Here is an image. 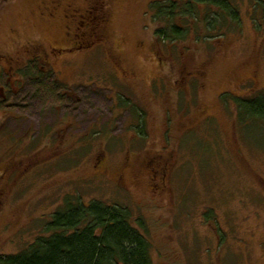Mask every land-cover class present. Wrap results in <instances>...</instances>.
I'll return each mask as SVG.
<instances>
[{
    "label": "rangeland",
    "instance_id": "rangeland-1",
    "mask_svg": "<svg viewBox=\"0 0 264 264\" xmlns=\"http://www.w3.org/2000/svg\"><path fill=\"white\" fill-rule=\"evenodd\" d=\"M164 1L188 0H0V257L79 196L127 210L151 264H264V121L233 100L264 93V0L175 42Z\"/></svg>",
    "mask_w": 264,
    "mask_h": 264
},
{
    "label": "trees",
    "instance_id": "trees-1",
    "mask_svg": "<svg viewBox=\"0 0 264 264\" xmlns=\"http://www.w3.org/2000/svg\"><path fill=\"white\" fill-rule=\"evenodd\" d=\"M198 3H206L201 16ZM154 19L164 20L156 35L162 41L183 39L188 29L178 26V17L186 27L189 21L202 22L207 31L220 36L239 25V11L227 0H188L158 2ZM240 121L253 118L264 121V93L253 98H233ZM129 213L122 207L101 201L85 204L79 196L66 198L64 206L53 214L47 225L49 235L38 237L17 254L0 257V264H151L149 244L129 224Z\"/></svg>",
    "mask_w": 264,
    "mask_h": 264
},
{
    "label": "flooded vegetation",
    "instance_id": "flooded-vegetation-1",
    "mask_svg": "<svg viewBox=\"0 0 264 264\" xmlns=\"http://www.w3.org/2000/svg\"><path fill=\"white\" fill-rule=\"evenodd\" d=\"M54 9H56V7L54 6L53 7V9L52 10H54ZM98 16H95V15H93V16H91V18L90 17H88L89 19H87V21H86V19H85V21H83V22H91V23H93V20H94V18L96 19ZM86 18V17H85ZM104 22H106V19L104 20V19H99L97 22H95L98 26V29L100 28V29H102L101 27H103V25H104ZM103 24V25H102ZM79 47V46H78ZM72 48H69V50H71ZM61 51H64V49H61ZM24 66H25V64L24 63H21V64H18V66L16 67V68H14V66L12 65V67L14 68H12L13 70L12 71H18V72H20V71H22L23 70V68H24ZM40 70H42V71H44V73H46V72H48V67H41V68H39ZM118 69L119 70H122V68L120 67V65H118ZM13 74H15L14 72H12ZM21 76H23L22 75V72H21ZM17 81V82H16ZM15 84H18L19 85V80L16 78L15 79ZM3 90H4V88H3ZM2 90V91H3ZM2 205H3V201L2 200H0V209H2ZM3 257V256H2Z\"/></svg>",
    "mask_w": 264,
    "mask_h": 264
}]
</instances>
